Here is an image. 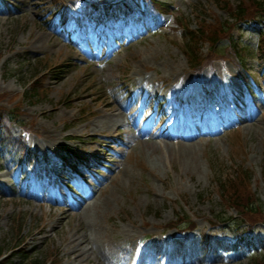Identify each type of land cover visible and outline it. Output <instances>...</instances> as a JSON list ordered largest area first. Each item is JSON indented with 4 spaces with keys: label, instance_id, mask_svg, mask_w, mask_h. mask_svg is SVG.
<instances>
[{
    "label": "rangeland",
    "instance_id": "374dc122",
    "mask_svg": "<svg viewBox=\"0 0 264 264\" xmlns=\"http://www.w3.org/2000/svg\"><path fill=\"white\" fill-rule=\"evenodd\" d=\"M161 1L165 2L166 9L172 12L173 17L191 22L193 28L197 15L206 24H213L215 20L224 23L227 20V15L218 9L215 0ZM227 2L235 7L239 0ZM52 8V0H0V94H5L0 104L7 108L20 104L19 124L29 132L25 144L30 161L24 162L13 157L8 149L0 148V245L5 251L18 243L21 245V252L14 254L11 264H23V255L36 259L40 264L45 261L50 264L52 258L55 264H104L103 260H111L113 244L127 238L129 232L135 235L129 240L132 247L145 233L173 234L171 227L177 216H185L201 230L208 229L209 222L216 219L233 220V225H237V212L221 202L215 189L211 166H216L223 179L234 176L237 168L248 171L252 190L264 208V182L259 177L260 159L261 162L264 159L263 123L255 125L256 135L250 137L242 132L243 141L242 138L230 137L231 133L205 149L208 141L202 140L196 146L197 159L195 156L190 158L194 164H198V170H191L188 162L173 159L167 155L165 147L159 149L158 145H146L126 152L102 134L97 135L104 144L99 147L98 144H90L97 137L91 133L89 124L94 118L83 122L85 119H80L79 109L98 112L102 104L115 103L108 92V87H118V82L111 76L115 65L118 72L114 71L113 74L117 76L123 70L132 71L133 66L138 67L142 74L143 64L152 67L158 62L156 69L164 79L170 80V72L176 73L181 69L183 71L174 79L190 82V63L183 53L182 32L171 28L127 46L103 68L107 79L103 80L98 76L100 70L87 66L79 56L77 46H72L70 40L76 37L72 35L70 40H66L62 29L54 28L58 19L54 14L49 16ZM142 25L145 24L142 22ZM234 34L247 49L249 57L246 65L254 75L252 78L264 85V77L261 76V73L264 75V60L260 58L263 54L258 51V36L247 29ZM78 48L81 51L89 50L85 44ZM225 54L224 49L211 51L206 44H202L198 62H224L220 59ZM65 60L70 61L71 65L61 71V78L58 79L57 69L49 71L47 68L60 65ZM225 66L228 67V63ZM46 73L49 74L44 77L45 94L32 98L28 85L37 76L39 83ZM101 100L103 103L99 104ZM119 100L125 104L126 94L120 93ZM67 127H70L69 130ZM16 132L20 134L19 129ZM68 135L72 136L70 145L77 148L75 155L80 160L89 161L88 170L79 164L77 172L80 180H85L95 194L103 181H113L109 177L114 171L123 170L117 180L121 182L119 187L107 185L98 204L91 207L87 215H70L64 211L62 213H66L68 219L61 220V209H57L60 205L53 207L47 202L48 192L41 189L45 188L46 183L51 189L56 187L58 193L70 196L71 203H80L84 198L83 184L78 183L81 189L75 188L74 181L63 174V168L59 165H62L60 148L68 144ZM96 150H99L98 154ZM206 152H209L212 161H209ZM85 154L98 157L91 161ZM71 161L68 159V162ZM51 170L57 173L52 175ZM190 171H194L191 178L188 174ZM63 178L71 182L67 183ZM32 193L37 194L39 201L30 197ZM77 228H82L81 233L93 241L96 239L94 242L101 257L95 259V256H91L92 259L86 263L68 256L71 252L68 240L75 237ZM40 229L42 232L38 233ZM231 234L228 231L225 239H229ZM78 235L81 236L80 233ZM194 244L199 248L201 241L197 239ZM84 248L87 250L90 247ZM200 254L204 258L209 254L208 249L201 250ZM246 261L242 259L239 264ZM115 262L116 258L112 259V263ZM156 263L157 259L152 255L141 261V264Z\"/></svg>",
    "mask_w": 264,
    "mask_h": 264
},
{
    "label": "bare ground",
    "instance_id": "6f19581e",
    "mask_svg": "<svg viewBox=\"0 0 264 264\" xmlns=\"http://www.w3.org/2000/svg\"><path fill=\"white\" fill-rule=\"evenodd\" d=\"M252 107H253L252 105L248 106V110L253 114L254 110ZM104 108L105 109H103L96 115V119L91 122V130L93 132L104 130L107 131L108 133H112V130H114L113 128L120 122V119L125 114V111L121 108H117V106L114 103H112L111 105L107 104L105 105ZM128 112L132 113L134 116H137L136 110L132 108H130ZM246 123H248V120L245 121V123L243 124V126H245L246 128L247 126H251V124L247 125ZM156 137H161V135H157L155 133L153 137L146 138L144 142L134 139L133 136H130V139L132 143H136L137 145L142 143L154 145L156 142L153 140V138ZM161 143L171 155L178 153L181 157L186 158L183 159L182 162L184 163L188 162L190 164L191 170L199 169L198 164H194L190 159H187L191 157L193 159V146L191 143H188L187 146L180 143H177L176 146H173L167 142H161ZM188 174L189 177L191 178L192 175L194 174V171H190V173ZM30 197L39 201L36 193L30 194ZM57 199L58 197L53 198V200H57ZM96 201L97 199L95 198L94 202ZM83 204L85 206L84 208L74 210V213L72 214L77 215V213L80 212L81 214L87 215V212L91 207L89 205L86 206L85 202H83ZM93 205L95 206L96 203H93ZM63 219H68L66 213L62 214L61 220ZM77 229L78 231L75 237L68 240V247L69 249H71V252L68 254V256H72L75 261L86 262V263H88L89 260L92 259L91 256H95L97 259V256H100L101 254L98 251V248L94 242L96 241V239H94L93 241L86 234H82L80 228ZM40 231H42V229H40ZM79 233L81 236L78 235ZM131 236L133 237V235ZM209 238H213L214 240L217 239L215 235H210ZM182 239H187L188 242L187 245L188 250L185 252H181L175 248H170V247L167 250H163L164 247L170 244L174 246H178L180 243L179 240H175V239H172L171 242L165 241L163 236H159L157 240H154V242H148L147 244L139 248V253L135 257L131 256L130 251H127L125 253L121 252V250L123 248H126V246L121 247V244L117 242H115L113 246L116 250V258L122 257L123 261L127 264L131 263L132 261L140 262L142 259L147 258L149 255H152L157 259L156 264H194L197 261L194 253L195 245L191 243L192 240L191 238L184 237ZM124 244H127V242H125ZM87 246H90V248L86 250L84 247ZM154 248L155 250H153ZM190 255H192V261L189 262L188 258H190ZM184 256H185L184 259H180L183 258ZM104 264H111V263L109 262L107 263L104 261Z\"/></svg>",
    "mask_w": 264,
    "mask_h": 264
},
{
    "label": "trees",
    "instance_id": "16d2710c",
    "mask_svg": "<svg viewBox=\"0 0 264 264\" xmlns=\"http://www.w3.org/2000/svg\"><path fill=\"white\" fill-rule=\"evenodd\" d=\"M251 1V5L253 7H257L259 5H257L259 3V0H250ZM244 10H240L237 13L243 14ZM214 31L215 33H217L219 31V25L216 26H211L208 29L205 28L203 25L200 26V29H198L196 32L191 33L189 36V45L195 46L198 44V42L201 39H205V37L207 36L206 34L209 31ZM189 45L187 46V49H190V53L191 55L193 54V50L191 47H189ZM1 99V97H0ZM17 114L14 111H10V110H3L0 109V135L1 137L5 140L6 143H12L13 145H18V139L15 138L13 136V124L10 120L11 117H13L14 119L16 118ZM3 249L0 247V257L3 255ZM30 264H34V262H31Z\"/></svg>",
    "mask_w": 264,
    "mask_h": 264
}]
</instances>
